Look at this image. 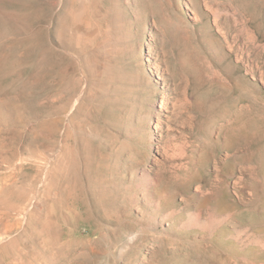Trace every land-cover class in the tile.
<instances>
[{
  "label": "rangeland",
  "instance_id": "rangeland-1",
  "mask_svg": "<svg viewBox=\"0 0 264 264\" xmlns=\"http://www.w3.org/2000/svg\"><path fill=\"white\" fill-rule=\"evenodd\" d=\"M0 264H264V0H0Z\"/></svg>",
  "mask_w": 264,
  "mask_h": 264
}]
</instances>
